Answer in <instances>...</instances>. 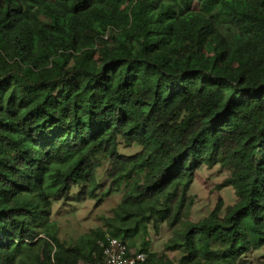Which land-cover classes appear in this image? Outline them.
Wrapping results in <instances>:
<instances>
[{
    "label": "trees",
    "instance_id": "obj_1",
    "mask_svg": "<svg viewBox=\"0 0 264 264\" xmlns=\"http://www.w3.org/2000/svg\"><path fill=\"white\" fill-rule=\"evenodd\" d=\"M105 164L120 200L67 245L52 206L94 198ZM203 166L234 201L183 221ZM163 223L177 263L140 246ZM106 235L143 264L264 246V0H0V264L94 262Z\"/></svg>",
    "mask_w": 264,
    "mask_h": 264
},
{
    "label": "rangeland",
    "instance_id": "obj_2",
    "mask_svg": "<svg viewBox=\"0 0 264 264\" xmlns=\"http://www.w3.org/2000/svg\"><path fill=\"white\" fill-rule=\"evenodd\" d=\"M107 165L96 173L102 188L97 192L94 198L85 197L79 202L70 204L64 203L62 200L55 202L51 209V219H53L59 227V237L67 245H74L77 239L90 233L91 230L103 227V219L112 215L113 209L120 200V193L111 192L107 196L102 193L108 188L109 180L104 175ZM198 179H195L187 192V196L193 198V205L187 218L183 221H197L205 216L211 210L218 198L222 199L224 205H229L234 201L233 191L226 187L217 189L216 186L229 175L228 169H220L217 167L207 169L201 167L197 171ZM72 191L76 193L78 187H73ZM182 223L170 228L166 223L160 224L157 229L148 226V234L144 239L140 240V246L150 253H165L166 257L173 263H177L180 253L178 251L170 252L165 250L166 242L179 232ZM237 264H264V246L251 250L242 256Z\"/></svg>",
    "mask_w": 264,
    "mask_h": 264
},
{
    "label": "built area",
    "instance_id": "obj_3",
    "mask_svg": "<svg viewBox=\"0 0 264 264\" xmlns=\"http://www.w3.org/2000/svg\"><path fill=\"white\" fill-rule=\"evenodd\" d=\"M96 245L99 258L94 262L79 264H143L147 258L146 253L140 250L129 252L123 241L108 235L98 239Z\"/></svg>",
    "mask_w": 264,
    "mask_h": 264
}]
</instances>
